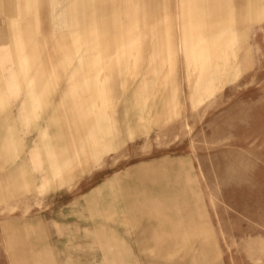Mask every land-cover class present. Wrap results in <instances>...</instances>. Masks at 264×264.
Instances as JSON below:
<instances>
[{
	"label": "rangeland",
	"instance_id": "obj_1",
	"mask_svg": "<svg viewBox=\"0 0 264 264\" xmlns=\"http://www.w3.org/2000/svg\"><path fill=\"white\" fill-rule=\"evenodd\" d=\"M103 1L108 18L112 3ZM65 8V0H48L43 32L68 30ZM259 11H250L241 29V54L246 48L249 57L240 56L201 103L191 97L181 54L179 106L167 119L156 115L168 87L144 91L141 74L125 84L118 78L105 152L65 177L41 181L29 171L24 196H0V264H20V243L30 255L22 264H264V8ZM8 33L9 19L0 16V43ZM12 99L2 121L13 127L17 164L46 119L48 143L68 145L70 123L60 122L64 109L54 110V96L29 111L27 121L15 107L22 98Z\"/></svg>",
	"mask_w": 264,
	"mask_h": 264
},
{
	"label": "crops",
	"instance_id": "obj_2",
	"mask_svg": "<svg viewBox=\"0 0 264 264\" xmlns=\"http://www.w3.org/2000/svg\"><path fill=\"white\" fill-rule=\"evenodd\" d=\"M110 1L106 18L103 0H65L68 30L53 35L41 29L43 13L48 21V0H0V16L9 19V40L0 43V131H6L0 138L3 198L24 196L29 171L39 173L41 181L50 174L65 177L81 162L105 152L113 136L108 111L118 78L125 84L141 74L144 91L150 85L168 87L163 111L156 115L167 119L179 106L176 64L181 54L194 88L191 97L201 103L240 56L249 57L246 48L241 54L242 25L250 11L258 14L264 8V0ZM29 15L32 19H25ZM51 95L58 101L54 110L64 109L60 122L70 123L69 143L62 148L48 143L46 119L36 126L33 146L17 164L13 127L2 121L10 99L22 98L15 107L27 121V113ZM20 245L16 254L22 264L30 255Z\"/></svg>",
	"mask_w": 264,
	"mask_h": 264
}]
</instances>
